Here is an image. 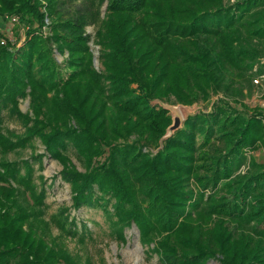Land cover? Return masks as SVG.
<instances>
[{
  "label": "trees",
  "instance_id": "obj_1",
  "mask_svg": "<svg viewBox=\"0 0 264 264\" xmlns=\"http://www.w3.org/2000/svg\"><path fill=\"white\" fill-rule=\"evenodd\" d=\"M6 14L21 19L26 37L0 45L1 151L39 140L64 166L73 208L117 217L120 233L134 223L144 242L159 237L163 264H264V165L245 152L264 145V110L232 106L250 111L243 99L264 74V0H0ZM221 94L164 139L171 119L152 99ZM11 118L22 130L6 127ZM41 156L0 161V264L76 263L46 245V228L32 219L48 192L30 184ZM69 215L67 235H78Z\"/></svg>",
  "mask_w": 264,
  "mask_h": 264
},
{
  "label": "rangeland",
  "instance_id": "obj_2",
  "mask_svg": "<svg viewBox=\"0 0 264 264\" xmlns=\"http://www.w3.org/2000/svg\"><path fill=\"white\" fill-rule=\"evenodd\" d=\"M107 1L101 8V18L104 19L107 14ZM46 11V6L42 7ZM46 22L50 23L46 18ZM98 30L100 26L94 24L87 26L86 34L89 36V45L94 53V65L100 72L102 65L99 61V54L101 47L96 44ZM46 33H48L46 31ZM26 29L21 24V19L17 16L0 15V45L7 46L9 42L12 45L21 46L25 41ZM56 56L61 62L63 55L56 51ZM258 80V83H255ZM255 87L251 93L245 97L244 103L248 106L250 111L246 112V107L239 104H233L237 110L243 114L250 115L253 110L261 107L264 110V74L263 76L255 77L253 81ZM224 96L218 95L212 97L210 100L204 102L199 101L193 104H181L174 97L169 99H152L150 105L153 110L161 111L167 110L171 119V124L167 128L164 139L173 133L170 129L174 125L176 118L180 119V128L185 125L187 117L196 115L199 112H209ZM20 108L23 113L30 110V99L21 102ZM264 112V111H263ZM10 120L6 127L20 131L21 124H17L16 119ZM177 129V130H178ZM176 131V130H175ZM163 139V138H162ZM34 148L27 144L23 149L12 152H3L0 150V161L5 160L13 162L17 160H26L35 155H42V160L33 163L30 184L32 186L41 187L42 184L47 187V198L45 206L42 209H34L32 219L37 217L35 225L39 227L44 233L50 237L46 238L48 242L46 245L56 246L57 250H62L63 254H67L75 264H163L160 256L156 254L153 249L159 237L151 242H144L141 240V235L134 223L126 227L120 233V228L115 227L113 222L118 220L113 216L110 218L109 214H105L101 209L83 208L77 210L73 208L72 197L73 187L62 178V171L64 166L51 157L45 149V146L39 140L34 142ZM162 147V146H161ZM159 149H156L158 151ZM249 161H255L264 165V145H260L256 150L246 149ZM72 162L76 165L78 171H85V167L79 162L77 156L70 154ZM244 173V172H243ZM197 185V183H195ZM29 195V192L26 193ZM26 198V197H24ZM114 202H110L107 206L109 212H114ZM70 213L69 221L76 219L78 235H67V227L63 224L67 214ZM36 219V218H35ZM67 220V219H66ZM117 222V221H116ZM86 225L88 232L83 231V226ZM35 227V226H34ZM242 228L244 225L241 226ZM49 246V247H50ZM45 248V245H44ZM49 251L46 260H50L52 255ZM56 255V254H54ZM50 257V258H49ZM58 264V263H56ZM59 264H66L59 262ZM204 264H223L221 258H209Z\"/></svg>",
  "mask_w": 264,
  "mask_h": 264
},
{
  "label": "water",
  "instance_id": "obj_3",
  "mask_svg": "<svg viewBox=\"0 0 264 264\" xmlns=\"http://www.w3.org/2000/svg\"><path fill=\"white\" fill-rule=\"evenodd\" d=\"M180 119L176 118L174 121V125L171 127V131L174 132L175 130H177L180 127Z\"/></svg>",
  "mask_w": 264,
  "mask_h": 264
},
{
  "label": "built area",
  "instance_id": "obj_4",
  "mask_svg": "<svg viewBox=\"0 0 264 264\" xmlns=\"http://www.w3.org/2000/svg\"><path fill=\"white\" fill-rule=\"evenodd\" d=\"M261 76H263V75H261ZM255 83H258V80H255Z\"/></svg>",
  "mask_w": 264,
  "mask_h": 264
}]
</instances>
